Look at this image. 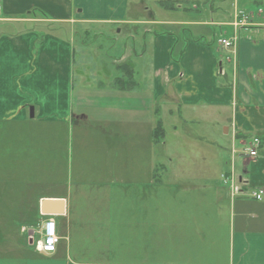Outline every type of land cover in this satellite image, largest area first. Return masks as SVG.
Wrapping results in <instances>:
<instances>
[{"label": "crops", "instance_id": "crops-1", "mask_svg": "<svg viewBox=\"0 0 264 264\" xmlns=\"http://www.w3.org/2000/svg\"><path fill=\"white\" fill-rule=\"evenodd\" d=\"M214 1L202 0L194 20L163 15L160 22L167 30L144 32L153 69L148 87L134 82L98 89L103 100L122 99L139 122L150 126L151 117L163 115L162 145L168 137L165 120L178 119L170 132L186 150L170 149L163 164L153 167L136 168L130 162L51 167L49 186L63 191L31 200L38 207L20 223L28 236L0 243V264H264V197L252 198L264 190V16L234 0L229 19L215 23L216 11L225 10ZM0 9L5 18L0 22V130L12 125L28 131V144L39 125L72 126L76 112L83 116L79 108L86 97L73 84L74 31L143 23L128 19L129 0H0ZM32 11L71 31L62 27L63 33H41L35 24L6 31L33 23L22 17ZM210 25L230 27L232 34L216 37ZM220 39L233 46L221 47ZM135 71L133 65L134 79ZM116 106L107 105L105 120L113 121ZM70 132L71 127L69 137ZM156 133L153 128L148 133L151 141ZM256 139L257 156L250 157L247 150L256 147ZM2 155L0 147V177ZM36 174L30 185L39 181L38 169ZM46 199L62 200L61 214L42 215L40 204ZM24 213L13 216L21 219ZM47 217L57 224L54 254L37 251L33 239H41L38 232Z\"/></svg>", "mask_w": 264, "mask_h": 264}, {"label": "rangeland", "instance_id": "rangeland-1", "mask_svg": "<svg viewBox=\"0 0 264 264\" xmlns=\"http://www.w3.org/2000/svg\"><path fill=\"white\" fill-rule=\"evenodd\" d=\"M201 3L202 0H129L128 19L134 17L143 23L119 28L110 25H92L74 31L77 34L73 37V84L79 89L83 88L82 95L86 97V101L79 108V112L83 113V116L79 117L76 112L72 126L71 124L39 125L33 129L31 144H28L30 140L26 138L28 131L12 125L1 127L0 147H2L4 153L2 156L5 160L2 163L0 179L4 178L5 180L2 181L4 185L0 186V191L3 188L5 202L1 206L5 207L0 206V243H17L22 241V236H28V233L23 235L20 223L30 220L26 216L29 217V213L31 214L38 207L37 203L31 200L38 195L63 191L62 187L49 186L51 179L48 178V172L51 167L67 169L69 166H73L74 170L77 166L83 165L102 167L106 164L115 166L128 162L136 165V168L150 165L153 167L156 163L163 164L165 154L170 152V149L173 148L175 152L186 150L183 141L174 139L170 132L171 124H175L178 119L173 118V122L170 121L171 118L168 119L170 122L165 120L168 137L166 138L167 144L162 145L163 140L161 141L159 132H162L164 127L160 126L158 130L157 128L160 119L163 120V115L151 117L152 122L149 126L147 123L139 122L140 120L136 118H131L134 114L127 111L128 106L123 105L122 99L110 96L108 100H103L104 93L99 92L98 89L100 85L115 84V87H123L134 84V82L135 84L140 83L141 88L144 89L145 86H149L153 69L150 58L151 48L148 47L144 32L163 33L167 30V27H164L160 22L163 21V15L164 18L169 19L194 20L195 15L200 12H196L194 9L195 7L199 8ZM239 3L241 8L262 13L264 16V0H240ZM214 4L224 5L225 10L224 12L216 11L215 23L227 21L228 14L233 13L234 0H216ZM178 6L182 9H177ZM259 9L262 10L259 11ZM1 16L0 9V22H3L1 19L5 18ZM22 17L33 19V23L25 27L19 26L20 29H17L16 25V27L11 25L6 31L13 33L18 30H26L33 24L41 30V33L52 29L63 33V28L71 31V28L65 27L63 24L47 23V18L37 11H32L29 15L24 14ZM204 18L212 20L211 16L207 17L206 15ZM151 21L160 23H150ZM210 29L215 30L216 37L225 35L229 37L232 34L230 27L210 25ZM129 36H132L134 40ZM137 56H143V58H137ZM132 64L137 71V73L135 71V79L133 72H131V76L126 74V71H133ZM79 92L81 93L80 90ZM110 103L115 106L120 105V108L114 111L113 121L105 120L109 108L107 105ZM151 127L157 131L156 138L152 141L148 136ZM202 162H206V159H200V163ZM37 169L39 170V177H37L39 181L30 185L28 183L30 176H37ZM75 174L73 172L74 179ZM10 198H14L15 203H10ZM16 212H25L23 218L15 219L13 215ZM8 214L13 217L5 219ZM17 221L20 222L17 223ZM41 233L39 230L38 235L40 236ZM33 239L34 243L39 241H36L35 237Z\"/></svg>", "mask_w": 264, "mask_h": 264}, {"label": "built area", "instance_id": "built-area-1", "mask_svg": "<svg viewBox=\"0 0 264 264\" xmlns=\"http://www.w3.org/2000/svg\"><path fill=\"white\" fill-rule=\"evenodd\" d=\"M218 44L225 48L229 49L233 46V42L226 39H220ZM253 144L256 146L255 148H251L247 150L248 155L250 157H256L257 151L256 148L259 146L260 141L258 139L253 141ZM264 197V190H259L252 194V198L254 200H262ZM42 238L36 243L37 251L45 254H54L57 251V246L59 243L58 232H57V224L54 219L48 218L44 223L41 230Z\"/></svg>", "mask_w": 264, "mask_h": 264}, {"label": "water", "instance_id": "water-1", "mask_svg": "<svg viewBox=\"0 0 264 264\" xmlns=\"http://www.w3.org/2000/svg\"><path fill=\"white\" fill-rule=\"evenodd\" d=\"M34 109L31 108L30 116L34 118ZM63 201L62 200H43L40 204L41 214L44 216H53L61 214V208Z\"/></svg>", "mask_w": 264, "mask_h": 264}, {"label": "trees", "instance_id": "trees-1", "mask_svg": "<svg viewBox=\"0 0 264 264\" xmlns=\"http://www.w3.org/2000/svg\"><path fill=\"white\" fill-rule=\"evenodd\" d=\"M126 72H127L126 74H127L128 76H131V73H130L129 71H126ZM128 72H129V74H128ZM131 72H132V71H131ZM159 123H160V122H159ZM160 126H162V125H161V124H159V126H158L157 130L159 129V127H160ZM156 132H157V131H156ZM159 133H161V132H159Z\"/></svg>", "mask_w": 264, "mask_h": 264}]
</instances>
